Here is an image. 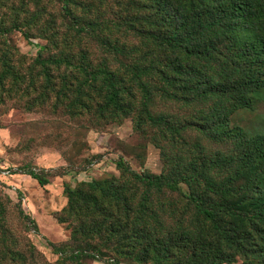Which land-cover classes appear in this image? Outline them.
I'll return each mask as SVG.
<instances>
[{"label":"rangeland","instance_id":"1","mask_svg":"<svg viewBox=\"0 0 264 264\" xmlns=\"http://www.w3.org/2000/svg\"><path fill=\"white\" fill-rule=\"evenodd\" d=\"M75 1L93 6V18L103 15L115 23L132 0H107L103 7L100 0ZM63 7V0H0V264H77L73 257L79 251H97L98 258L83 259V264H138L118 238L103 232L90 237L82 233V223L61 221L70 202L66 189L114 183L115 189L124 188L128 197H135L136 214L146 207L154 234L180 220L189 229H201L202 222L183 197L148 191L117 163L123 159L139 174L201 173V178H238V185H247L252 178L244 170L247 154L264 145V105L233 117L232 127L244 129L241 138L213 139L196 129L181 131L191 150L173 145L156 128L138 125L139 96L128 117H101L87 96L93 91L76 69L49 65L47 72L42 66L56 57L70 58L75 65L84 54L94 62L101 58L93 45L75 38ZM127 42L129 48L139 45L135 39ZM229 105L234 103L215 98L192 103L158 98L151 113L184 127L208 115L214 118ZM219 153L234 158L231 167L211 165ZM29 171L49 175L50 184L43 187ZM244 207H250L248 202Z\"/></svg>","mask_w":264,"mask_h":264},{"label":"trees","instance_id":"2","mask_svg":"<svg viewBox=\"0 0 264 264\" xmlns=\"http://www.w3.org/2000/svg\"><path fill=\"white\" fill-rule=\"evenodd\" d=\"M100 1L102 7L107 4ZM63 3L75 38L93 45L101 58L94 62L84 54L75 65L70 58L56 57L41 61L42 66L47 72L49 65L76 69L93 91L87 96L101 117L107 113L128 117L139 96L138 125L156 128L173 145L191 150L181 131L196 129L213 139L241 138L244 129L232 127L233 117L264 105V0H132L115 23L100 14L93 18L91 5ZM129 38L139 45L129 48ZM158 98L184 103L215 98L234 105L214 118L208 115L176 127L170 118L151 113ZM248 154L244 170L252 178L247 185H238V178L225 182L201 178V173L139 174L123 159L117 163L148 191L183 197L202 222L201 229H189L180 220L154 234L148 228L146 207L136 214L135 197H128L124 188L115 189L114 183L68 187L70 202L61 221L82 223V233L90 237L103 232L118 238L138 264H264V145L257 144ZM233 163L234 158L224 159L219 153L211 165L228 168ZM200 165L208 171L205 163ZM27 175L43 187L50 184L49 175L34 171ZM96 252L79 251L73 261L83 264V259L98 258Z\"/></svg>","mask_w":264,"mask_h":264}]
</instances>
